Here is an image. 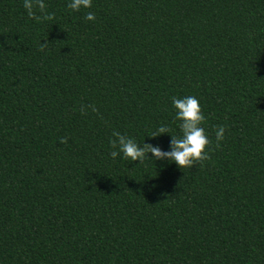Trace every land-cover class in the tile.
I'll return each instance as SVG.
<instances>
[{
  "label": "trees",
  "instance_id": "trees-1",
  "mask_svg": "<svg viewBox=\"0 0 264 264\" xmlns=\"http://www.w3.org/2000/svg\"><path fill=\"white\" fill-rule=\"evenodd\" d=\"M23 2L0 0V264H264V0ZM187 95L208 159L111 158L114 131L169 150Z\"/></svg>",
  "mask_w": 264,
  "mask_h": 264
},
{
  "label": "clouds",
  "instance_id": "clouds-1",
  "mask_svg": "<svg viewBox=\"0 0 264 264\" xmlns=\"http://www.w3.org/2000/svg\"><path fill=\"white\" fill-rule=\"evenodd\" d=\"M92 2L93 0H70L67 7L73 11H80L82 8L90 9ZM35 6L39 8L41 13H44L43 19H53L52 14L45 13L44 0H35ZM23 7L30 18H40L33 11L34 0H24ZM84 18L87 21H95V14L89 11ZM171 104L175 110V119L179 122L181 135L179 138H174L167 126H160L150 136L157 137L162 134H169L171 136L169 150L164 151L159 146H152L146 143H144L146 147L140 146L133 138L114 131V139H111L109 143L116 150L110 152L111 158L116 159L117 156H120L121 159L141 163L149 159L148 154L151 153L150 160L167 161L168 163H174L179 168L192 167L194 164L208 159L210 141L201 126L205 117L199 100L194 95H187L182 98L173 96L171 97ZM92 110L96 111L94 107ZM224 135L225 128L218 126L215 130L217 146L223 141ZM163 166L165 165L162 164Z\"/></svg>",
  "mask_w": 264,
  "mask_h": 264
}]
</instances>
